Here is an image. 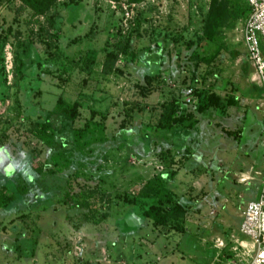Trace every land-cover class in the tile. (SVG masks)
I'll return each instance as SVG.
<instances>
[{"label": "rangeland", "instance_id": "obj_1", "mask_svg": "<svg viewBox=\"0 0 264 264\" xmlns=\"http://www.w3.org/2000/svg\"><path fill=\"white\" fill-rule=\"evenodd\" d=\"M227 1L206 39L210 0H57L45 15L0 0V264H241L229 248L262 186L264 107L245 0ZM58 99L74 120L52 116ZM172 100L190 116L164 130ZM164 190L184 214L156 227L143 213Z\"/></svg>", "mask_w": 264, "mask_h": 264}, {"label": "built area", "instance_id": "obj_2", "mask_svg": "<svg viewBox=\"0 0 264 264\" xmlns=\"http://www.w3.org/2000/svg\"><path fill=\"white\" fill-rule=\"evenodd\" d=\"M249 12L242 31V41L253 63L256 81L261 87L264 107V0H246ZM185 102L194 101L191 87L185 89ZM240 236L232 239L230 249L241 264H264V177L259 195L246 203L238 226ZM243 237H246L244 239Z\"/></svg>", "mask_w": 264, "mask_h": 264}, {"label": "trees", "instance_id": "obj_3", "mask_svg": "<svg viewBox=\"0 0 264 264\" xmlns=\"http://www.w3.org/2000/svg\"><path fill=\"white\" fill-rule=\"evenodd\" d=\"M20 3L16 8V12L18 14L22 12H26L29 10L30 12L37 14V15H45L52 7L55 6L57 0H19ZM128 3H140L144 0H126ZM246 4V16L249 12V5L245 0ZM228 1L227 0H210L209 6L205 11V19L204 25L202 28V38L212 39L215 30L220 26L223 25L228 19ZM53 21L49 23L51 25ZM6 38V35L3 36ZM146 80L148 83L151 82L152 78L146 76ZM214 102H207L206 104L201 107L202 110L209 108L213 105ZM182 104L179 103L177 100H172L168 103L159 117V126L164 130L171 129L172 126L183 122L190 114H180V108ZM78 103H67L62 101V99L57 100V111L56 113L52 114V116L60 115L62 119H70L74 120L78 116ZM20 193H25L26 188L21 187L19 189ZM160 194L159 196V203L162 204L166 200L171 202V206L169 209H162L161 205L158 203H152L149 207L144 211L143 215L150 219L152 224L156 227H165L166 224L170 220H178L181 219L184 214V209L182 205L174 199L173 192L170 190L158 191ZM13 197H8L5 199V202L11 201ZM81 207L87 206L85 203H81ZM106 216V215H104Z\"/></svg>", "mask_w": 264, "mask_h": 264}, {"label": "crops", "instance_id": "obj_4", "mask_svg": "<svg viewBox=\"0 0 264 264\" xmlns=\"http://www.w3.org/2000/svg\"><path fill=\"white\" fill-rule=\"evenodd\" d=\"M258 84V83H257ZM258 86H259V84H258ZM260 87V86H259ZM260 90H261V87H260ZM176 184V183H175ZM259 195V194H258ZM258 195H256L255 196V198H253V199H256L257 197H258ZM242 216V215H241ZM241 221V220H240ZM239 226V225H238ZM238 229V228H237ZM233 244V243H232ZM230 249V248H229ZM161 258V256L159 255L158 257H156L155 256V259H160Z\"/></svg>", "mask_w": 264, "mask_h": 264}]
</instances>
